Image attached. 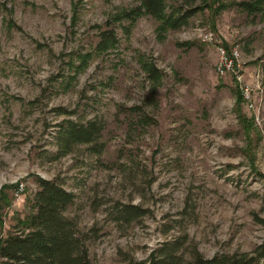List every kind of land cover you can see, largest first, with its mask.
Instances as JSON below:
<instances>
[{
    "label": "rangeland",
    "instance_id": "1",
    "mask_svg": "<svg viewBox=\"0 0 264 264\" xmlns=\"http://www.w3.org/2000/svg\"><path fill=\"white\" fill-rule=\"evenodd\" d=\"M137 4L0 0V187L24 186L18 200L8 191L3 231L31 210L40 176L74 195L63 215L94 264H140L175 236L185 260L193 248L204 258L249 253L264 242V14L203 8L163 38L147 15L113 22L115 48L78 70L96 26ZM221 43L236 64L224 73ZM237 89L249 100L240 107L253 117L249 136ZM68 120L100 132L66 146ZM125 205L145 215L124 222Z\"/></svg>",
    "mask_w": 264,
    "mask_h": 264
},
{
    "label": "trees",
    "instance_id": "2",
    "mask_svg": "<svg viewBox=\"0 0 264 264\" xmlns=\"http://www.w3.org/2000/svg\"><path fill=\"white\" fill-rule=\"evenodd\" d=\"M138 2L136 6L121 9L111 15L104 25L96 26L97 41L90 48V52L78 54L77 58L80 61L78 70L86 65L93 54L101 55L115 48L117 39L111 25L113 22L126 21L130 27L137 18L147 15L156 21V33L159 38H163L167 31L187 25L189 19L203 8L210 9L213 14L221 12L226 7L238 8L248 16L264 14V0L229 1L225 5L222 0H177L171 5L167 0H138ZM184 44L177 42L178 46ZM221 46L226 45L221 43ZM225 53L234 64L232 53L228 49ZM142 65L149 78L159 79L161 71L152 61H143ZM243 100H245L244 95L238 91L236 112L245 134L249 136L250 132L255 131V126L253 117L241 114L240 107ZM65 124L59 125V128L64 134L63 142L66 146L71 143L91 141L100 132V126L93 121L79 124L68 120ZM256 174L264 176L260 173ZM35 182L38 188L31 199V210L23 217H14L15 223L6 233L3 231V212L12 203L8 191L12 190L15 193L22 182L16 181L0 187V264H94L84 248L85 238L76 234L72 221L63 215L65 209L73 202L74 195L55 180L36 176ZM145 212L139 207L125 205L123 208H118V218L130 222L144 216ZM260 222L264 225V219H260ZM182 241V237L175 236L163 242L140 264H264V242L255 246L249 253H221L210 258H204L193 248L191 257L185 260L183 251L180 250Z\"/></svg>",
    "mask_w": 264,
    "mask_h": 264
},
{
    "label": "built area",
    "instance_id": "3",
    "mask_svg": "<svg viewBox=\"0 0 264 264\" xmlns=\"http://www.w3.org/2000/svg\"><path fill=\"white\" fill-rule=\"evenodd\" d=\"M203 40L205 41H209L212 40V33L211 32H205L203 33ZM221 47V51L222 53L224 52L225 57L222 58L221 62L218 65V71L220 73H224V71L228 70L231 66L233 67L234 64L232 63L231 59H228L225 53V50L222 46ZM233 55V54H232ZM244 95V94H243ZM246 102H248L249 100L246 98V95H244ZM249 106L251 107V104H249ZM24 191V186L22 185V183L20 184L19 189L14 193L15 195V199H21V192Z\"/></svg>",
    "mask_w": 264,
    "mask_h": 264
}]
</instances>
